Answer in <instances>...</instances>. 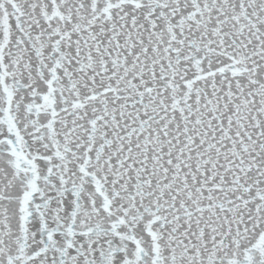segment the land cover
<instances>
[{
    "label": "snow or ice",
    "instance_id": "obj_1",
    "mask_svg": "<svg viewBox=\"0 0 264 264\" xmlns=\"http://www.w3.org/2000/svg\"><path fill=\"white\" fill-rule=\"evenodd\" d=\"M0 264H264V0H0Z\"/></svg>",
    "mask_w": 264,
    "mask_h": 264
}]
</instances>
